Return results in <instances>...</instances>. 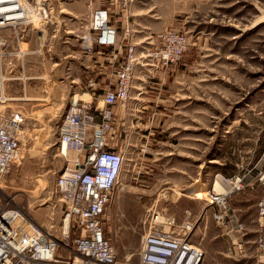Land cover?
Wrapping results in <instances>:
<instances>
[{
    "label": "rangeland",
    "instance_id": "rangeland-1",
    "mask_svg": "<svg viewBox=\"0 0 264 264\" xmlns=\"http://www.w3.org/2000/svg\"><path fill=\"white\" fill-rule=\"evenodd\" d=\"M23 3L44 5L47 18L0 31L5 40L0 45V110L23 114L22 156L3 177L4 193L38 225L61 236L63 205L54 182L66 156L58 150L57 129L73 95L77 100L86 92L89 79L97 80L99 88L113 72L103 71L106 51L89 56L74 49L91 12L104 8L119 39L127 30L132 32L131 39L122 42L134 43L139 53H144L151 37L168 28L184 31L191 40L181 60L157 79L165 102L147 107L150 103L144 100L143 116L126 121L125 140L121 134L120 184L103 222L118 261H137L149 227L162 228L158 221L171 219L170 230L177 233L191 212L195 228L188 239L203 252L202 264H264V252L254 243L260 186L229 200L244 222L240 248L213 219L207 198L195 200L210 189L216 174L245 173L264 151V0ZM96 56H101L100 66L93 72L89 64ZM148 67L137 66L132 97L141 80L150 81L143 76ZM156 213L159 220L154 222ZM79 234L69 226V241Z\"/></svg>",
    "mask_w": 264,
    "mask_h": 264
},
{
    "label": "built area",
    "instance_id": "built-area-1",
    "mask_svg": "<svg viewBox=\"0 0 264 264\" xmlns=\"http://www.w3.org/2000/svg\"><path fill=\"white\" fill-rule=\"evenodd\" d=\"M17 2L22 11L24 7L30 14L16 18L11 25H6L0 15V31L7 26L16 28L23 22H45L47 14L38 19L32 15L42 16L44 5L31 7L25 6L23 0ZM126 32L119 39L108 11L96 8L90 14L86 32L77 36L80 51L91 56L95 47H115L120 41L131 39L132 32ZM4 42V36L0 35V45ZM190 45V37L173 28L162 31L153 47L143 48L144 53L137 52L136 45L127 42L122 45L123 51H113V72L106 83L98 88L97 80L89 79L83 92L88 99L75 100L73 95L57 129V142L65 146V151L60 152L66 156L64 169L54 182V190L60 194L63 205L62 226L67 223V231L63 233L62 228L59 237L38 225L2 189L3 177L22 156L23 114L17 110H0V264H202L203 252L191 247L192 241L187 236H178L170 230L171 219L158 221V213L153 221L163 226L147 229L136 262L118 261L103 226L106 207L120 184L124 162L121 134L125 140L126 121L137 119L134 112L143 109L134 103L137 99L131 95L137 66H149L143 75L158 79L165 68L181 60ZM254 186L261 187L256 203L254 243L257 250L264 252V151L245 173L216 174L207 189V208L213 211V219L224 232L233 235L232 245L240 248L244 242L238 235L246 234L244 222L231 209L229 200ZM69 226L80 230L71 241Z\"/></svg>",
    "mask_w": 264,
    "mask_h": 264
},
{
    "label": "crops",
    "instance_id": "crops-1",
    "mask_svg": "<svg viewBox=\"0 0 264 264\" xmlns=\"http://www.w3.org/2000/svg\"><path fill=\"white\" fill-rule=\"evenodd\" d=\"M156 41H157V37L156 38L151 37V40L148 42V47H153V45L156 43ZM77 43H76V45H77ZM122 45H125V43L120 41V43L117 44L115 47H95V51H106L105 56L102 57V58H104V60H106L105 67H104L105 70H103L104 72H107L108 70H110V68H112V66L110 67L109 64L112 62V59L114 58V54H113L114 52L113 51H123ZM74 49H75V51H80L79 45H77V47H75ZM100 60H101V56H96V58L93 57V59H91V64H89V66L93 72H94V70L99 68L100 65L98 63ZM148 80H150V81L146 80L145 82L139 83L140 89H138V90H141V94H138V92H137V96L132 97V98L137 99V101H134V103L136 105H141L143 109H144V102H145L144 100H147L146 103H150L147 105V107H150L151 105H153L152 103H156V104L164 103L166 100V96L164 95L163 92L158 93V89H157L158 80H157V78L155 77V78L148 79ZM153 80H154V82H153ZM82 96H83L82 93H80V97L78 99H83ZM74 99H76V97ZM136 108H138V107L136 106ZM143 109H140L141 111H139V112H134L136 114L137 118H140L141 116H143V114L145 113L143 111ZM133 119H135V118H133Z\"/></svg>",
    "mask_w": 264,
    "mask_h": 264
},
{
    "label": "bare ground",
    "instance_id": "bare-ground-1",
    "mask_svg": "<svg viewBox=\"0 0 264 264\" xmlns=\"http://www.w3.org/2000/svg\"><path fill=\"white\" fill-rule=\"evenodd\" d=\"M17 1V0H16ZM7 5V4H10V5H13L14 7H12V9L11 10H9V11H5L4 9L5 8H3L4 7V5ZM22 5V4H21ZM22 7V6H21ZM21 7H20V5L18 4V2L16 3L15 1H13V0H7V1H3V0H0V15L4 18V20H6V22L5 23H7L6 25H11V24H15V21H16V18H18V17H21V16H27V15H29L30 14V12H26V10H25V8L23 7V10L24 11H22V9H21ZM21 9V10H20ZM43 9V8H42ZM7 13H13V14H11V16H6V15H4V14H7ZM32 13V12H31ZM45 14H47V11L46 10H43V12H42V16H40V15H38V14H34V13H32V15L34 16V19H38V18H43L44 16H45ZM82 95H86V96H88L86 93L84 94V93H82ZM2 98V97H1ZM59 150L61 151V152H64L65 151V146L64 145H60L59 144ZM217 185H219V183H217ZM218 187V186H217ZM193 192V191H192ZM206 193V194H205ZM205 193H203V194H197L195 197H196V199L195 200H197L198 202H200V201H204V202H206L205 201V198H207V202H208V204H209V200H208V197H207V192H205ZM205 205H207V204H205ZM203 206H204V204H203ZM203 208V207H202ZM203 209H205V208H203ZM201 211V210H200ZM203 211V210H202ZM188 214V213H187ZM186 214V215H187ZM200 214V213H199ZM194 217H196V216H194L191 212H189V214H188V216H187V218H185V220H184V225L183 226H178L177 227V235L178 236H180V235H182V236H187V238H189L190 237V233L194 230V222L191 220L192 218H194ZM62 228H63V233H65L66 231H67V223H65V225H63L62 226ZM191 245H192V243H191ZM191 247H194L193 245L191 246ZM194 248H197V247H194ZM197 249H199V248H197Z\"/></svg>",
    "mask_w": 264,
    "mask_h": 264
}]
</instances>
